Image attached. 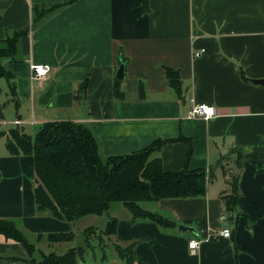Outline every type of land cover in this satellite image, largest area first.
<instances>
[{
    "label": "crops",
    "instance_id": "obj_1",
    "mask_svg": "<svg viewBox=\"0 0 264 264\" xmlns=\"http://www.w3.org/2000/svg\"><path fill=\"white\" fill-rule=\"evenodd\" d=\"M139 1L0 0V39L28 32L18 61L1 60L17 79L18 104L9 93L2 105L10 112L7 120L3 113L0 130L20 127L32 136L48 122L84 123L105 158L147 149L159 139L174 141L155 155L172 173L187 163L182 137L193 146L188 170L213 175L204 197L141 204L176 222L174 228L133 222L124 206L110 212L119 222L116 235L97 239L80 264H124L113 244L131 243H137L135 264H264V86L254 82L264 81V0H149L145 14ZM57 5L65 6L33 25L34 6ZM120 59L126 63L119 86L124 99L116 100ZM30 62L49 64L51 72L34 81ZM166 67L180 74L185 101L170 87ZM191 97L216 106L219 117L188 119ZM17 120L22 123L16 126ZM237 150L260 160L242 161L239 216L227 212L224 199L239 171ZM35 176L34 157L12 156L1 140L0 219L19 222L31 235L77 233V221L38 214ZM245 216L256 220L248 225ZM108 220L93 226L103 230ZM181 225L194 232L180 231ZM225 228L231 238L220 237ZM196 240L193 253L189 244ZM64 244V253L79 247L77 239ZM26 255L0 234V264Z\"/></svg>",
    "mask_w": 264,
    "mask_h": 264
},
{
    "label": "trees",
    "instance_id": "obj_2",
    "mask_svg": "<svg viewBox=\"0 0 264 264\" xmlns=\"http://www.w3.org/2000/svg\"><path fill=\"white\" fill-rule=\"evenodd\" d=\"M143 13L150 10L149 0H140ZM65 5L34 6L32 11L33 25L36 27ZM1 20V16H0ZM1 22V21H0ZM28 32L9 35L5 40L0 39V78L8 81L9 93L18 104L17 79L1 60L8 58L12 63L17 62L20 40ZM120 63H126L120 59ZM120 64V65H121ZM165 73L172 89L179 98L184 100V91L178 71L166 67ZM249 82L250 79L244 77ZM122 80H117L116 100H123L124 93L119 86ZM83 83L82 89L86 87ZM141 97H144L143 90ZM2 89L0 88V95ZM6 105L0 106V119ZM6 140V147L12 156L27 155L34 157L35 166V205L38 214L51 216L59 221L74 223L89 216H108V225L100 230L89 227L83 231L84 244L70 248L64 254L43 253L38 244L47 240L49 243H72L76 238L74 232L36 233V242L27 237V232L19 222L12 219H0V234L9 240L22 245L27 254L24 257H13L8 260L15 264H80L92 249L95 239L102 240L116 235L118 224L116 218L110 217L113 203H120L132 215V221H152L162 228H174L176 222L163 218L156 213H150L141 207L144 202L165 199H194L207 194V186L213 175H207L205 170L190 172L189 159L192 156L191 141L180 137L178 140L189 147L187 163L178 173L163 169L159 157H155L164 144L174 141L157 140L147 149L132 154L103 157L99 141L91 128L86 124L73 121L48 122L39 132L30 136L20 127L9 131L0 130V140ZM176 140V141H178ZM241 160L237 164V173L230 177L231 192L224 196L226 210L230 215L241 213L238 200L240 198V168L246 158L260 161L254 157H246L240 150ZM247 224H253L256 218L246 217ZM137 243L128 245L113 244L114 250L124 264L136 263ZM105 250V249H104ZM37 252L41 259L36 257Z\"/></svg>",
    "mask_w": 264,
    "mask_h": 264
},
{
    "label": "rangeland",
    "instance_id": "obj_3",
    "mask_svg": "<svg viewBox=\"0 0 264 264\" xmlns=\"http://www.w3.org/2000/svg\"><path fill=\"white\" fill-rule=\"evenodd\" d=\"M0 88L2 89L1 95H0V105L7 103L9 100V88H8V81L7 79H5L4 77L0 78ZM10 109L7 108L4 110V117L5 119L7 118V114H9ZM7 120V119H6ZM1 141V140H0ZM111 213H115L119 207H123V205H121L120 203H113V205L111 206ZM127 211V210H126ZM107 221V216H89V217H84L81 218L77 221L76 224V232L75 233L77 236V243L78 246H81L84 244L85 241V237L82 231H84L85 229H87L88 227L91 226H106V222ZM21 225V224H20ZM27 237L28 239H30L33 243L36 242V235H31L27 232ZM97 241V239H95L93 241V243ZM66 245V244H64ZM64 245L63 244H53V243H49L47 240L41 242L38 244V248L43 252V253H47L50 254V252H56V253H64ZM59 246H63V247H59ZM36 257L40 260L41 259V254L39 252H37Z\"/></svg>",
    "mask_w": 264,
    "mask_h": 264
},
{
    "label": "built area",
    "instance_id": "obj_4",
    "mask_svg": "<svg viewBox=\"0 0 264 264\" xmlns=\"http://www.w3.org/2000/svg\"><path fill=\"white\" fill-rule=\"evenodd\" d=\"M203 53V51L201 52H197L195 53V56H200ZM31 64V73H32V78L34 81H43L45 79V76L51 72V66L49 64H44V65H40L34 62H30ZM190 103V109L187 113V117L188 119L192 120V119H203L205 121H209L212 119H216L218 118V108L214 105H210V104H202V103H198L195 101V99L193 97H191V99H189L188 101ZM22 122L20 120H17L14 122V124L20 125ZM232 232L229 228H225L220 232V237L225 238H231L232 237ZM199 241H192L189 244V248L193 251V253H195L196 248L199 245Z\"/></svg>",
    "mask_w": 264,
    "mask_h": 264
},
{
    "label": "water",
    "instance_id": "obj_5",
    "mask_svg": "<svg viewBox=\"0 0 264 264\" xmlns=\"http://www.w3.org/2000/svg\"><path fill=\"white\" fill-rule=\"evenodd\" d=\"M116 76H117V79H120V80H124L126 78V75H125V65L124 64H121L120 67L118 68V71L116 73ZM255 83L261 85V86H264V81H254ZM192 231L194 232V229L193 228H190V227H187L185 225H181L180 227V231Z\"/></svg>",
    "mask_w": 264,
    "mask_h": 264
}]
</instances>
